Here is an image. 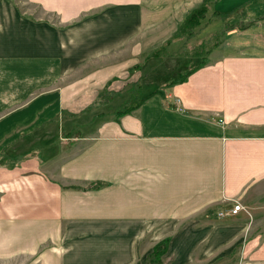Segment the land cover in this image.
I'll use <instances>...</instances> for the list:
<instances>
[{
  "label": "crops",
  "instance_id": "crops-1",
  "mask_svg": "<svg viewBox=\"0 0 264 264\" xmlns=\"http://www.w3.org/2000/svg\"><path fill=\"white\" fill-rule=\"evenodd\" d=\"M33 1L56 19L0 0V264H148L163 240L159 264H264V0L214 11L254 20L119 120L203 0Z\"/></svg>",
  "mask_w": 264,
  "mask_h": 264
},
{
  "label": "trees",
  "instance_id": "trees-1",
  "mask_svg": "<svg viewBox=\"0 0 264 264\" xmlns=\"http://www.w3.org/2000/svg\"><path fill=\"white\" fill-rule=\"evenodd\" d=\"M212 2L213 0H203V2L198 7L194 8L184 18L180 29L175 33L173 38L169 39L163 46H161L159 49L155 50L150 55H148L147 61L154 59L164 65V68H162L163 71L162 75L164 77L166 75H175V78H173L171 82L169 83L162 82L161 84H159L158 85L159 89L160 86L164 84L166 87L168 85H174L175 83H181L186 81V79L191 74H193L196 70H198L199 68H201L206 64V58L202 57V60H200L198 64L186 70L182 75L178 74L177 76V74L174 73L176 71V67L171 66L170 60H168L171 59V57L173 58L174 55H169V53L167 54L166 51L168 50V46L172 43L174 39L184 38L186 40H189L196 34V31L199 28H201L203 21L206 19L207 13L210 10V5ZM215 13L218 14L219 12L217 13V11H215ZM230 22L232 24H227L226 28L224 29L226 32L234 29L242 30V28L246 29L248 27L247 24H245V22L243 23L241 20L237 22H232V21ZM202 55L195 51L192 55H187L188 58H183V59L187 60ZM148 72H149L148 67H146L143 72V78H142L143 83L141 81H138L129 86L128 90L131 91L130 95H128V98L121 106L117 107L112 111L111 113L112 120H119L124 115L132 113L134 110L140 108L148 99H150L152 96L158 93L157 89H154L152 91L151 90L146 91V88L151 89L155 85V82L161 80L163 76L162 77L158 76L159 74L157 72L149 75ZM116 96H117L116 93L109 96L106 90L102 91L97 101L94 103L93 107H91L88 111L107 106L114 100ZM99 115L103 116L104 114L100 113ZM97 186H99V184L93 185L92 187L95 188ZM167 244H168V240H163L154 247L153 251L149 255L148 264H159L160 256L166 251Z\"/></svg>",
  "mask_w": 264,
  "mask_h": 264
},
{
  "label": "rangeland",
  "instance_id": "rangeland-1",
  "mask_svg": "<svg viewBox=\"0 0 264 264\" xmlns=\"http://www.w3.org/2000/svg\"><path fill=\"white\" fill-rule=\"evenodd\" d=\"M16 1H17L18 6L21 8L22 11L30 13V15L33 17L34 16L35 17H39V16H41V17L45 16L46 17L47 16L49 18V16H51V18H53V20L56 19V17L54 15L45 14L42 11V9L40 8V6L35 4L33 0H16ZM189 1H191L192 3L195 2V0H189ZM213 1H215V0H213ZM252 4H253L252 0H218L217 2H215L214 5L210 7V12L207 13L206 19L203 21L201 28H199L197 30L196 34L194 35L192 42H188L186 44L188 49L189 48L192 49L193 53L196 51V52L200 53L201 55L202 54L203 55L193 57L191 59H187L185 62L180 61L178 63V66L176 67V71L174 73H176L177 76H178V74L182 75L186 70H188L192 66L198 64V62L200 60H202V57H205L206 52L210 50V48L214 45L215 42L224 40V36L227 33L224 29L226 28L227 24H232L230 22L231 20L228 21V18L226 15H223L222 17L219 18L217 15L213 14L214 11L225 14V12H227V11H232V10L234 11L238 8H247L248 9V8H250V6ZM194 5L196 6L198 4L195 2L192 4V6H194ZM184 12H182V13H184ZM241 12H242V9H239L238 14H234L232 12H229V13H232L233 17H239L240 19H243V20H241L243 23L245 22V24H251V22L254 20V17L252 16V17H249L247 19H244L241 16ZM256 12L259 13L258 16L263 17L264 9H261V10L256 11ZM226 14H228V13H226ZM232 22H237V21H232ZM242 30H243V28H242ZM200 40L204 42V44L201 45L203 47H201L200 45H197L195 48L194 43L199 42ZM178 42L183 43L182 40H178ZM176 44H175V49L178 50V47ZM178 46H179V44H178ZM172 50H173V48H172ZM192 51H190V53H192ZM173 78H175V75H166L165 77L163 76L161 80H158L155 82V85L151 88V91L159 88L158 85L161 84L162 82H165V83L171 82V80H173ZM129 86L127 85L126 89H125L126 92L128 91V95H130V92H131L130 90H128ZM148 90L149 89H146V91H148ZM121 97H123V96H121ZM99 109L106 110V108H103V107H101ZM99 109H97V110H99ZM106 111H107L106 114L108 116H105L104 118L102 117L103 119L110 118V114H111L110 111H108V110H106Z\"/></svg>",
  "mask_w": 264,
  "mask_h": 264
},
{
  "label": "built area",
  "instance_id": "built-area-1",
  "mask_svg": "<svg viewBox=\"0 0 264 264\" xmlns=\"http://www.w3.org/2000/svg\"><path fill=\"white\" fill-rule=\"evenodd\" d=\"M241 211H245L247 214L250 215V213L246 210V208L239 202H235L230 208L219 212L218 216L221 219L229 218L237 216Z\"/></svg>",
  "mask_w": 264,
  "mask_h": 264
}]
</instances>
